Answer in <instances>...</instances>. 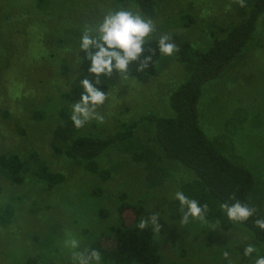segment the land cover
<instances>
[{"label": "rangeland", "instance_id": "obj_1", "mask_svg": "<svg viewBox=\"0 0 264 264\" xmlns=\"http://www.w3.org/2000/svg\"><path fill=\"white\" fill-rule=\"evenodd\" d=\"M254 1L158 0L150 17L133 3L115 0H0V155L16 153L26 165L23 182L17 183L0 164V211L14 209L11 223L0 226V264H73L72 250L64 245L67 234L80 239L79 250L91 248L117 222L122 193L143 205L141 218L154 229L166 260L251 264L252 258L244 256L249 244L264 255V244L219 211L195 174L156 144L154 123L142 120L145 114L170 112V93L188 76L184 65L174 54L162 55L155 75L129 78L113 60L110 73L97 75L90 71V55L98 48L79 47L85 29L95 30L119 10L150 19V38L177 33L206 47L245 18ZM186 15L194 22L186 24ZM86 79L106 95L96 108L103 120L77 127L71 106L85 94ZM199 107L206 133L253 169L258 181L253 199L264 213V13L246 50L206 85ZM128 125H133L131 136L98 158L107 178L88 172L83 161L65 153L79 135L108 137ZM41 165L61 173L63 181L48 186L39 180L35 173ZM176 191L204 207L203 220L183 221ZM124 215L128 222L135 219L134 210ZM101 241L111 242L103 236Z\"/></svg>", "mask_w": 264, "mask_h": 264}, {"label": "trees", "instance_id": "obj_2", "mask_svg": "<svg viewBox=\"0 0 264 264\" xmlns=\"http://www.w3.org/2000/svg\"><path fill=\"white\" fill-rule=\"evenodd\" d=\"M115 1L133 3L142 14L151 17L155 14L158 0ZM263 13L264 0H255L245 18L231 24L224 36L212 38L206 47H196L177 33L165 34L176 45L174 56L184 65L188 76L171 91L168 103L170 112L167 115L150 113L142 116V120L154 123V141L164 154L195 174L220 206V212H223L222 205L231 206L240 201L255 206L259 213L264 214L253 199L258 186L253 169L224 152L206 133L199 107L206 85L218 79L246 50ZM185 19L186 24L194 22L190 15H186ZM160 36L146 40L143 53L129 63L126 72H122L126 77L138 78L157 73L158 61L162 56L158 46ZM133 125L108 137L79 135L72 140L65 153L70 159L83 161L88 172L107 178L108 171L100 167L98 158L117 141L129 138ZM0 164L14 182H23L21 172L26 165L20 156L16 153L1 154ZM35 174L48 186L64 179L61 173L50 171L46 165L37 168ZM127 198L125 193L120 195L117 222L104 229L91 245V248L102 254L103 264H179L163 257L151 225L148 224L144 229L138 228L143 205L133 204ZM128 210L135 212L133 222L125 218L124 214ZM13 214L14 209L11 207L0 211V226L9 225ZM101 214L107 216L108 212L102 210ZM258 218L257 214H253L247 220L237 222L249 229L257 242L264 244V230L255 224ZM102 236L111 241L109 245L102 243Z\"/></svg>", "mask_w": 264, "mask_h": 264}, {"label": "clouds", "instance_id": "obj_3", "mask_svg": "<svg viewBox=\"0 0 264 264\" xmlns=\"http://www.w3.org/2000/svg\"><path fill=\"white\" fill-rule=\"evenodd\" d=\"M153 28L152 21L139 14L126 10L115 11L106 15L95 30L85 29L80 37L79 47L87 50L95 45L98 48V51L90 55L91 72L97 75L104 72L110 73L113 69V60H115L117 69L126 72L129 63L138 59L143 53L144 44L150 38ZM158 46L160 54L164 56H171L177 51L176 45L171 42V37L168 35L159 37ZM82 84L85 94L82 95L80 101L71 106L72 120L77 127L92 119L102 121L103 116L96 112V108L106 99L105 93L98 90L91 81L86 79ZM174 198L184 212V222H187L189 217L203 220L205 209L197 200L190 198L183 191H176ZM221 208L226 212L227 217L234 221L242 222L253 214H257L259 218L256 219L255 224L264 230V214L259 213L255 206L236 201L231 206L224 204ZM148 224L149 221L141 219L138 228L144 229ZM151 224L158 230L155 217L152 218ZM64 245L72 250L73 264H103L99 250L95 248L79 250L80 239L71 232L67 234ZM254 252L256 256L252 255ZM259 253L260 249L256 245L249 244L244 256L252 258L251 264H264V255ZM227 255L228 253L225 252V256Z\"/></svg>", "mask_w": 264, "mask_h": 264}]
</instances>
